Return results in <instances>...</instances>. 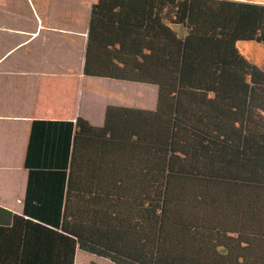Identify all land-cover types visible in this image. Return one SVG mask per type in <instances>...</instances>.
<instances>
[{
    "label": "trees",
    "instance_id": "trees-1",
    "mask_svg": "<svg viewBox=\"0 0 264 264\" xmlns=\"http://www.w3.org/2000/svg\"><path fill=\"white\" fill-rule=\"evenodd\" d=\"M239 42L264 46V3L95 0L84 73L155 86V108L33 121L0 264H264V69Z\"/></svg>",
    "mask_w": 264,
    "mask_h": 264
},
{
    "label": "crops",
    "instance_id": "crops-1",
    "mask_svg": "<svg viewBox=\"0 0 264 264\" xmlns=\"http://www.w3.org/2000/svg\"><path fill=\"white\" fill-rule=\"evenodd\" d=\"M94 1L0 0V206L16 213L24 207L34 120L83 117L101 126L109 105L142 108L120 104L116 83L133 82L84 73ZM92 262L116 264L77 253L75 264Z\"/></svg>",
    "mask_w": 264,
    "mask_h": 264
},
{
    "label": "rangeland",
    "instance_id": "rangeland-1",
    "mask_svg": "<svg viewBox=\"0 0 264 264\" xmlns=\"http://www.w3.org/2000/svg\"><path fill=\"white\" fill-rule=\"evenodd\" d=\"M237 47L241 54L252 63L264 69V46L256 42H239ZM120 85V104L136 105L142 108H153L156 103L157 88L144 84ZM118 85V86H119Z\"/></svg>",
    "mask_w": 264,
    "mask_h": 264
}]
</instances>
